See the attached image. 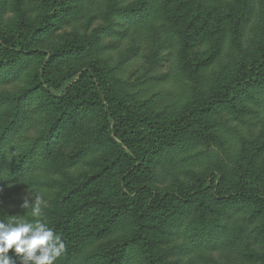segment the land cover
<instances>
[{
  "label": "rangeland",
  "instance_id": "1",
  "mask_svg": "<svg viewBox=\"0 0 264 264\" xmlns=\"http://www.w3.org/2000/svg\"><path fill=\"white\" fill-rule=\"evenodd\" d=\"M82 1L87 8L75 15ZM136 1L118 0L117 5ZM106 3L109 0H69V8L57 13L52 25L35 36L32 48L51 54L73 37L100 33L99 27L107 25L109 19ZM159 3L165 17L137 23L117 16L113 21L116 31L100 36L94 53L53 57L50 71L65 79L52 91L63 92L80 70H89L95 61L117 94L152 122L163 125L183 118L194 105L246 74L249 86L200 114L181 134L186 142L179 152L162 147L152 155L148 181L153 191L162 195L165 191H186L217 174L228 189L239 187L264 194V66L258 68L256 63L264 52V0ZM45 12L44 0H0V34L20 33L22 21L36 27ZM41 59L39 54L22 57L16 70L20 76L15 81H0V92L17 95L30 86ZM43 94L34 98L42 108L40 116H31L26 122L28 127L35 122L36 129L38 121L56 115L52 106L43 102ZM117 146L126 149L101 110L67 116L51 134L47 159L35 162L22 178L0 186V220L41 219L48 226L83 201L121 202V183L128 164L118 155ZM25 193L33 199L42 198L41 217H32L31 208H20ZM235 205L217 200L210 192L189 203L174 200L157 216L148 218L142 236L136 239L132 238L133 228L124 226L130 217L123 213L100 235L82 239L79 254L94 256L127 234L133 239L128 247L133 264H146L139 261L144 256L143 243L157 264H264V211L249 220L250 213L240 216L245 207L235 209ZM230 212L232 218H228ZM185 218L192 221L193 231L179 230L177 225ZM222 224L227 227L224 235H237L242 229L248 233L237 242L242 248L235 247L237 243L231 248L220 245L221 238L215 245H195L194 235H217ZM9 257L16 259L13 254ZM98 257H89V263L106 264ZM55 264L69 261L62 254Z\"/></svg>",
  "mask_w": 264,
  "mask_h": 264
},
{
  "label": "trees",
  "instance_id": "2",
  "mask_svg": "<svg viewBox=\"0 0 264 264\" xmlns=\"http://www.w3.org/2000/svg\"><path fill=\"white\" fill-rule=\"evenodd\" d=\"M68 1L44 0L46 12L38 26L32 27L22 21L20 33L0 34V81H15L20 76L19 71L16 70H19L22 57L39 54L42 58L41 66L30 77V86L17 95L0 92V186L22 178L35 162L45 161L50 154L51 134L67 116L73 113L101 110L110 120L115 133L120 136L126 148L124 153L122 147L117 146L118 155L128 164L125 179L121 183L124 194L121 202L83 201L74 206L62 219L48 225L65 244L62 253L65 255V260H68L69 264H81L85 261L89 263V257L99 256L98 258L106 261V264H133L135 260L131 257V253L129 254L128 247L133 239L142 236L144 224L152 214L157 216L158 211L168 208L174 200L189 203L206 192L212 193L219 201L236 204L235 209L245 207L240 216L250 213L249 220L262 214L264 194L239 187L228 189L225 187L226 182L220 180L217 174H211L186 191H165L162 195L156 194L148 181V168L152 155L162 147L179 152V149L183 148L182 144L186 142L181 138V134L198 120L200 114L217 104L233 99L236 94L249 86L248 76L246 74L240 76L222 92L213 93L206 100L194 105L183 118L174 119L163 125L152 122L137 106L117 94L106 80V72L95 61L89 64V70H80L77 78L63 92L56 93L52 88H57L65 76H58L50 71L49 65L53 57L65 53H94L98 50L100 36L111 35L116 31V24L113 21L117 16L132 18L137 23L147 21L149 18L165 17V10L159 0H137L125 6L117 5L118 0H109V3H106V15L109 19L107 25L98 28L101 30L100 33H83L79 37H73L51 54L41 49H33L35 36L52 25L57 13L69 8ZM78 8L79 12L75 15L84 11L87 5L82 1L78 4ZM256 63L258 68L264 66V52ZM39 93H44L41 96L43 102L47 106H52L56 115L54 119L38 121V127L35 129V122L30 127L26 122L31 116L40 114L42 105L34 101V98L40 99ZM123 213L130 217L129 224L126 223L124 226L133 228V239L125 234L112 248L93 253L94 256L84 257L79 254L82 252V239L100 235ZM232 214L230 212L228 218H232ZM261 218L264 219V214ZM192 225V221L185 218L177 226L179 230L193 231ZM225 232L227 233V227L224 224L221 225L217 235L198 232L193 236L194 243L201 246L215 245L221 238L220 245L231 248L235 243L242 241V236L248 235L244 229L237 235L232 233L224 235ZM239 245L242 244L237 243L234 246L243 247ZM143 246V260L139 261L157 264L148 253L145 243ZM11 254L13 253L10 251L8 256Z\"/></svg>",
  "mask_w": 264,
  "mask_h": 264
},
{
  "label": "clouds",
  "instance_id": "3",
  "mask_svg": "<svg viewBox=\"0 0 264 264\" xmlns=\"http://www.w3.org/2000/svg\"><path fill=\"white\" fill-rule=\"evenodd\" d=\"M43 200L25 193L20 208H31V216H42ZM65 250L61 237L41 219L34 222L10 219L0 220V264H55ZM12 252L16 259L8 256Z\"/></svg>",
  "mask_w": 264,
  "mask_h": 264
}]
</instances>
